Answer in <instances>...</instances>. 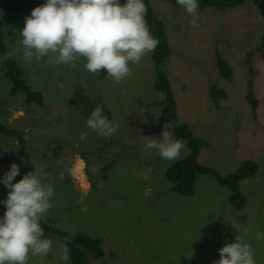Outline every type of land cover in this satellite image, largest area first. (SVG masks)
<instances>
[{
    "label": "rangeland",
    "instance_id": "obj_1",
    "mask_svg": "<svg viewBox=\"0 0 264 264\" xmlns=\"http://www.w3.org/2000/svg\"><path fill=\"white\" fill-rule=\"evenodd\" d=\"M44 3L39 0L36 7ZM151 6L164 23L171 48L162 70L178 120L209 146L197 161L223 177L247 161L257 165L256 175L240 184L246 206L234 208L231 191L206 174L198 176L190 197L170 190L166 170L188 149L174 161L145 149L144 136L161 138L165 125L157 124L165 100L153 88L151 53L131 65V76L119 84L108 76L98 79L99 73L92 75L79 63L75 70L49 65L46 58L25 64L16 40L32 10L1 11L0 123L22 134L28 159L20 156L16 140L0 134V218L9 191L2 182L4 174L18 164L16 183L27 164L31 171L36 165L44 168V182L56 193L52 209L41 221L102 242L104 256L95 259L86 250L84 264H213L220 259L219 249L234 243L238 235L255 250L256 264H264V239L255 238L264 233V59L258 52L264 7L250 0L227 10L199 8L198 27H192L190 15L177 0H155ZM217 52L230 65V81L218 71ZM8 59L17 62L30 88L42 93V106L27 105L23 96L11 95L12 84L1 68ZM249 82L259 101L256 118L246 98ZM212 85L226 93L217 104L209 96ZM102 104L119 125L107 146L108 138L86 126L91 112ZM168 130L173 135L171 127ZM78 159L84 165V181L67 172L60 180L59 174ZM249 226L251 231L244 236ZM45 237L53 240V250L43 264H71L70 258L61 259L63 240L52 233ZM29 264L41 261L32 257Z\"/></svg>",
    "mask_w": 264,
    "mask_h": 264
},
{
    "label": "clouds",
    "instance_id": "obj_2",
    "mask_svg": "<svg viewBox=\"0 0 264 264\" xmlns=\"http://www.w3.org/2000/svg\"><path fill=\"white\" fill-rule=\"evenodd\" d=\"M177 4L190 15V25L198 27V0H177ZM147 11L144 0H126L124 4L120 0H46L26 17L16 43L23 48L25 64L46 58L49 65L63 64L75 70L79 63L92 75L106 70L108 78L119 84L131 76V65L149 53L152 59L158 46L159 41L147 25ZM182 123L178 120L175 126ZM86 126L105 139L119 128L99 106L86 119ZM171 126V121L165 123L161 138L144 136L145 149L168 161L179 159L187 145L173 138L168 130ZM34 169L16 183L13 181L20 174L18 164L13 163L4 174L2 182L9 191L2 202L6 211L0 218V264H29L32 257H39L43 264L53 250V240L45 237L41 220L52 209L56 193L52 184L44 182V168L34 165ZM65 172L74 176L75 166L66 167L59 174L60 180L65 179ZM84 199L81 196L79 203ZM249 231L251 226L245 229L244 236ZM255 238L264 239V233H257ZM219 254L220 259L213 264H256L255 250L240 235L234 243L220 248ZM60 256L65 262L69 260L67 242L61 246Z\"/></svg>",
    "mask_w": 264,
    "mask_h": 264
},
{
    "label": "trees",
    "instance_id": "obj_3",
    "mask_svg": "<svg viewBox=\"0 0 264 264\" xmlns=\"http://www.w3.org/2000/svg\"><path fill=\"white\" fill-rule=\"evenodd\" d=\"M39 0H0V15L1 11H10L14 14L22 11L33 10ZM155 0H144L147 6V25L151 34L159 41L155 51L152 52V61L155 67L156 79L153 88L162 93L164 96L165 104L157 119L158 125L165 124L168 121L172 122L171 129L173 131L174 139H180L187 142L186 148L189 153L178 161L172 163L166 170L167 180L170 183V190L180 196L190 197L195 191V183L198 176L206 174L213 176L218 183L231 191V197H229L230 203L237 209H242L246 206V201L240 192V184L242 181L256 175L258 168L252 161L245 162L240 169L235 173L228 176H220L215 170L204 167L197 161L201 150L207 149L208 144L202 140L193 136L192 130L186 124L180 127H176L175 123L178 121V115L176 112V103L173 98V93L170 87L168 79L165 77L163 67L166 65L169 55L171 54V48L168 43V38L165 32L164 23L159 20L153 13L151 2ZM169 1V0H164ZM246 1L250 0H198L200 9H232L237 5H243ZM264 7V0H257ZM121 4L126 3V0H120ZM4 48V40L2 39V31L0 28V49ZM4 51V50H3ZM261 53V57L264 59V35L261 40V44L258 47V52ZM216 65L221 77L230 81L232 79V72L229 64L225 61L222 55L217 52ZM17 62L8 59L3 62L1 68L4 70V75L8 78L12 84L11 95H21L27 105H39L42 106L44 98L41 92L34 91L28 85V82L24 76L23 70L17 66ZM250 65V64H249ZM107 77L106 70L99 72L98 79L103 80ZM210 99L214 104L218 101L226 98V93L216 86H211L209 90ZM247 102L251 106V111L256 118V112L259 106V101L253 90L252 82L248 83V92L246 95ZM106 116L109 120L112 119V115L109 111L105 110L104 105H101ZM0 134L8 138L16 140L19 145V154L23 158L28 159L27 153H25V139L22 134L14 128L7 127L0 123ZM113 137V136H112ZM112 137L108 138L106 146L110 144ZM105 146V147H106ZM30 168L25 166L24 174L28 173ZM23 174V175H24ZM23 176L20 178L22 179ZM42 227H44L45 233H52L58 235L63 242H67L68 255L71 260V264H84L86 261V250L90 252L91 256L95 259H100L104 256L101 240L91 237L83 232L70 234L63 232L54 226H49L41 221Z\"/></svg>",
    "mask_w": 264,
    "mask_h": 264
},
{
    "label": "bare ground",
    "instance_id": "obj_4",
    "mask_svg": "<svg viewBox=\"0 0 264 264\" xmlns=\"http://www.w3.org/2000/svg\"><path fill=\"white\" fill-rule=\"evenodd\" d=\"M75 173L79 175L80 179L84 181V174H83V162L81 159L76 160L75 162Z\"/></svg>",
    "mask_w": 264,
    "mask_h": 264
},
{
    "label": "crops",
    "instance_id": "obj_5",
    "mask_svg": "<svg viewBox=\"0 0 264 264\" xmlns=\"http://www.w3.org/2000/svg\"><path fill=\"white\" fill-rule=\"evenodd\" d=\"M204 150H206V149H204ZM204 150L201 151V154H202V152H203Z\"/></svg>",
    "mask_w": 264,
    "mask_h": 264
}]
</instances>
